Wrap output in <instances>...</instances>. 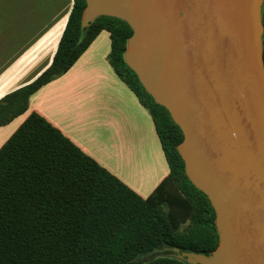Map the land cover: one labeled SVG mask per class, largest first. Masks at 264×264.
I'll return each mask as SVG.
<instances>
[{"label":"trees","instance_id":"trees-1","mask_svg":"<svg viewBox=\"0 0 264 264\" xmlns=\"http://www.w3.org/2000/svg\"><path fill=\"white\" fill-rule=\"evenodd\" d=\"M85 5L73 0L48 67L0 98V126L25 113L30 95L106 30L109 62L151 114L168 173L142 196L42 115L29 113L0 147V264H190L171 251L147 253L164 246L209 253L219 243L215 210L186 174L180 127L124 60L130 25L99 15L83 27ZM261 18L264 29V4ZM262 46L264 61V31Z\"/></svg>","mask_w":264,"mask_h":264},{"label":"water","instance_id":"water-1","mask_svg":"<svg viewBox=\"0 0 264 264\" xmlns=\"http://www.w3.org/2000/svg\"><path fill=\"white\" fill-rule=\"evenodd\" d=\"M131 27L124 60L183 138L185 171L215 210L209 253L171 251L190 264H264V0H85ZM144 254L140 257L144 258Z\"/></svg>","mask_w":264,"mask_h":264},{"label":"crops","instance_id":"crops-1","mask_svg":"<svg viewBox=\"0 0 264 264\" xmlns=\"http://www.w3.org/2000/svg\"><path fill=\"white\" fill-rule=\"evenodd\" d=\"M73 0H0V98L51 62ZM101 30L72 66L30 95L25 113L0 126V147L31 112L142 196L168 173L149 111L109 62Z\"/></svg>","mask_w":264,"mask_h":264}]
</instances>
